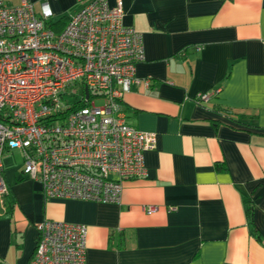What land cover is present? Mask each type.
<instances>
[{
    "label": "crops",
    "instance_id": "0c3cea01",
    "mask_svg": "<svg viewBox=\"0 0 264 264\" xmlns=\"http://www.w3.org/2000/svg\"><path fill=\"white\" fill-rule=\"evenodd\" d=\"M31 1L60 30L90 0ZM118 1L143 35L122 106L155 135L146 175L119 202L47 199L4 151L0 264H28L44 220L86 225V264H264V0Z\"/></svg>",
    "mask_w": 264,
    "mask_h": 264
},
{
    "label": "built area",
    "instance_id": "2783aa9c",
    "mask_svg": "<svg viewBox=\"0 0 264 264\" xmlns=\"http://www.w3.org/2000/svg\"><path fill=\"white\" fill-rule=\"evenodd\" d=\"M40 10L31 0H0V202L8 193L2 155L10 149L22 152L23 174L44 198L119 202L122 181L144 177V153L156 147L155 135L129 124L122 106L140 82L143 35L124 25L121 1L81 4L60 30L48 24L47 2ZM216 92L195 100L206 103ZM86 234L84 224L42 221L28 264H86Z\"/></svg>",
    "mask_w": 264,
    "mask_h": 264
},
{
    "label": "rangeland",
    "instance_id": "374dc122",
    "mask_svg": "<svg viewBox=\"0 0 264 264\" xmlns=\"http://www.w3.org/2000/svg\"><path fill=\"white\" fill-rule=\"evenodd\" d=\"M95 103H96V105H102V100H95ZM22 157L23 156H22L21 151L13 150V151H11L8 158L13 164L17 165L18 163L22 164Z\"/></svg>",
    "mask_w": 264,
    "mask_h": 264
},
{
    "label": "trees",
    "instance_id": "16d2710c",
    "mask_svg": "<svg viewBox=\"0 0 264 264\" xmlns=\"http://www.w3.org/2000/svg\"><path fill=\"white\" fill-rule=\"evenodd\" d=\"M65 23H66V22H65ZM65 23H64V24H65ZM48 24H49L50 26H52V24H50V22H49V21H48ZM55 30H56V29H55Z\"/></svg>",
    "mask_w": 264,
    "mask_h": 264
}]
</instances>
